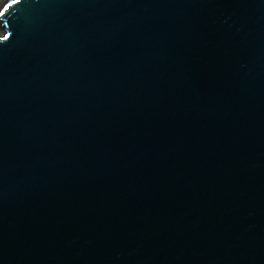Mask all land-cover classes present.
<instances>
[{"label": "water", "instance_id": "obj_1", "mask_svg": "<svg viewBox=\"0 0 264 264\" xmlns=\"http://www.w3.org/2000/svg\"><path fill=\"white\" fill-rule=\"evenodd\" d=\"M0 264H264V0H2Z\"/></svg>", "mask_w": 264, "mask_h": 264}, {"label": "rangeland", "instance_id": "obj_2", "mask_svg": "<svg viewBox=\"0 0 264 264\" xmlns=\"http://www.w3.org/2000/svg\"><path fill=\"white\" fill-rule=\"evenodd\" d=\"M2 0H0V2H1Z\"/></svg>", "mask_w": 264, "mask_h": 264}]
</instances>
